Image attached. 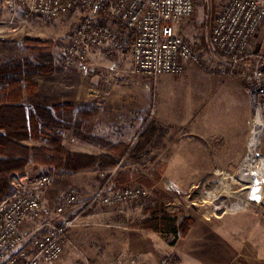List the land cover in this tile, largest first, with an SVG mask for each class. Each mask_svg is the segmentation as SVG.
Masks as SVG:
<instances>
[{"label": "rangeland", "instance_id": "1", "mask_svg": "<svg viewBox=\"0 0 264 264\" xmlns=\"http://www.w3.org/2000/svg\"><path fill=\"white\" fill-rule=\"evenodd\" d=\"M228 1L196 0L194 14L180 24L181 34L212 71L227 67L226 58L223 60L222 52L212 43V32ZM4 3L0 0V66L7 65L8 72L0 97L2 90L14 93L15 100L29 111L34 105L52 110L53 104H67L51 112L55 127L48 136L58 138L67 150L111 155L118 163L114 168L94 165L79 171L47 167L42 171L30 163L23 175L25 184L12 190L13 179L18 177L21 182L23 177L14 175L3 199L35 194L55 207L75 187L83 202L112 174L114 188L141 186L150 193L147 198L114 206L88 207L68 233L58 264H126L131 257L160 264L166 256L171 264H264V190L260 201L251 199V178L242 176L247 155H256L255 166L262 161L264 111L257 114L259 107L252 103L247 148L241 160L215 162L231 171L221 169L213 175L209 173L213 164L206 159L207 154L192 143L189 67L182 75L150 79L133 72L130 55L95 51L84 62L66 63L62 50L78 23L77 13L58 19L34 16L27 22H22L18 14V22L9 28L13 14ZM15 26L17 30L13 31ZM25 38L54 44L27 45ZM39 64L46 69L38 71ZM230 77L244 81L247 92V83L239 73ZM43 118L50 123L48 116ZM149 126H154V133L149 145L141 150L139 137ZM253 138L257 145L249 151ZM46 142L45 138L32 137L22 143L32 147ZM123 150L128 153L125 157ZM248 170H252L250 166ZM43 175L52 176L54 182L39 192L37 182ZM161 204L179 222L188 216L197 220L193 231L181 237L134 229L136 221L147 216L148 207ZM75 213L73 209L70 214ZM238 213L253 217L237 224L240 235L234 240L222 237L228 230L214 219H202Z\"/></svg>", "mask_w": 264, "mask_h": 264}, {"label": "built area", "instance_id": "2", "mask_svg": "<svg viewBox=\"0 0 264 264\" xmlns=\"http://www.w3.org/2000/svg\"><path fill=\"white\" fill-rule=\"evenodd\" d=\"M3 1L13 14L9 28L18 22V14L22 22H27L34 16L58 19L77 13L78 23L62 50L66 63L84 62L98 51L119 57L130 55L133 72L151 79L182 75L188 65L207 74L239 73L247 83L253 105L259 107L257 114L264 111V54L250 50L252 38L264 28V0H229L218 15L212 43L224 54L227 67L214 71L204 65L199 52L179 32L180 24L194 14L196 0ZM113 175L83 202L75 187L55 207L35 194L0 200V264H56L65 253L68 233L88 207L114 206L149 196L141 186L114 188ZM53 182L52 176L43 175L38 186L48 188ZM75 206L79 208L75 215L66 216ZM27 221L36 225L26 231ZM126 264L147 263L131 257ZM160 264H171L170 257L162 258Z\"/></svg>", "mask_w": 264, "mask_h": 264}, {"label": "trees", "instance_id": "3", "mask_svg": "<svg viewBox=\"0 0 264 264\" xmlns=\"http://www.w3.org/2000/svg\"><path fill=\"white\" fill-rule=\"evenodd\" d=\"M24 43L51 46L54 44L52 41L36 38H25ZM37 69L41 72L46 69V66L39 64ZM7 72L8 66L1 65L0 87L7 85ZM14 95V93L7 94L2 90L0 97V200L7 195L12 177L14 175L23 176L30 163L47 168H63L67 171H79L94 165L112 168L117 166L118 160L111 155L96 156L73 152L67 150L58 138L48 136L55 127L51 112L53 109L59 111L67 104H53L52 110L46 106L34 105L29 111L20 101L15 100L17 96ZM45 116L50 118V123L44 122L43 117ZM152 129L154 126H149L143 135H140L138 147H141V150L149 145L154 133ZM32 137L45 138L47 142L32 147L22 143ZM121 154L125 157L128 153L123 150ZM146 211L147 216L136 221L134 228L185 237L195 223V220L189 216L179 222L162 204L150 206Z\"/></svg>", "mask_w": 264, "mask_h": 264}, {"label": "crops", "instance_id": "4", "mask_svg": "<svg viewBox=\"0 0 264 264\" xmlns=\"http://www.w3.org/2000/svg\"><path fill=\"white\" fill-rule=\"evenodd\" d=\"M179 32L181 33L180 27ZM250 50L253 53L264 54V28L257 32L252 38ZM222 56L224 60L225 56L223 53ZM187 67H189L191 71H188L187 75L191 80V102L193 110L191 115L192 143L195 144L196 147L198 146L201 152L207 154L206 159L212 162L213 167L209 173L217 175V171L221 169L231 171V168L226 169L224 166L220 167L216 165L215 162L240 161L247 148V139L253 110L252 102L246 92L245 83L241 79L223 76L220 73L207 74L199 69L196 71V69H193L191 66ZM259 133L261 138L262 132L259 131ZM261 151L264 156V133ZM263 156L262 160L264 161ZM45 168L44 166L38 167V169L42 171L45 170ZM25 177L26 176L20 178L21 182L18 177L15 180L13 179L12 190L17 189V185H24L25 183H23V181ZM37 188L39 192L42 190L39 186ZM73 209L77 212L78 206L69 209L65 215L73 216L74 214H70ZM228 214L214 216L209 219L203 216L202 219L204 222L214 219L219 226L228 230L222 237L225 238L227 236V240H234V237L240 235V227H238L237 224L239 222H247L249 219L251 220L253 216L245 213ZM196 223L197 220L191 227L189 233L193 231ZM35 225V222L27 221L24 225V229L26 231L30 230ZM134 229L141 233L150 232L137 228ZM230 245H232V243ZM59 262L60 261L56 264Z\"/></svg>", "mask_w": 264, "mask_h": 264}, {"label": "bare ground", "instance_id": "5", "mask_svg": "<svg viewBox=\"0 0 264 264\" xmlns=\"http://www.w3.org/2000/svg\"><path fill=\"white\" fill-rule=\"evenodd\" d=\"M253 133H254V130L252 131V135H253ZM252 135H251V139H252ZM256 138H257V136H256ZM251 139H250V141H251ZM256 145H257V140L255 138H253V141L251 142V144H249V151H253V149L256 148ZM256 159H257L256 155H252V154L247 155L246 159H245L244 166H243L244 171H243L242 176L244 178H249V179L251 178L250 179L251 183H253L258 177H261L264 179V161L262 160L260 163H257V165L255 166L254 163L256 162ZM249 166L252 169L250 171L248 170ZM257 170H258V172H257Z\"/></svg>", "mask_w": 264, "mask_h": 264}, {"label": "water", "instance_id": "6", "mask_svg": "<svg viewBox=\"0 0 264 264\" xmlns=\"http://www.w3.org/2000/svg\"><path fill=\"white\" fill-rule=\"evenodd\" d=\"M252 189L250 190L251 192V199L260 201L261 200V195L262 191L264 190V179L261 177H258L254 183L252 184Z\"/></svg>", "mask_w": 264, "mask_h": 264}]
</instances>
